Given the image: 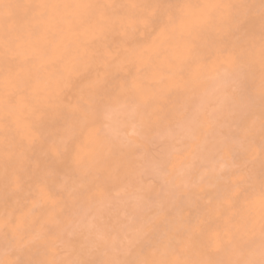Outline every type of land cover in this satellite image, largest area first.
I'll list each match as a JSON object with an SVG mask.
<instances>
[{"label":"bare ground","instance_id":"bare-ground-1","mask_svg":"<svg viewBox=\"0 0 264 264\" xmlns=\"http://www.w3.org/2000/svg\"><path fill=\"white\" fill-rule=\"evenodd\" d=\"M83 3L110 7L88 23ZM237 15L252 72L219 51ZM262 31L260 0H0V264L259 261Z\"/></svg>","mask_w":264,"mask_h":264},{"label":"snow or ice","instance_id":"snow-or-ice-1","mask_svg":"<svg viewBox=\"0 0 264 264\" xmlns=\"http://www.w3.org/2000/svg\"><path fill=\"white\" fill-rule=\"evenodd\" d=\"M260 6L262 10V17H264V0H260ZM55 7V6H54ZM75 7L83 8L87 10V15L85 16V21L92 23L96 20V15L99 12L103 15L104 11L107 10L110 6L101 3H83L76 5ZM136 7V5H133ZM151 7V6H145ZM237 7H243L237 6ZM153 20V15L149 13L143 17L145 23L151 22ZM231 35L235 37L234 40L228 39L222 42V46L219 51L224 54L230 64L234 66L239 72H252L256 69L257 65V52L255 49L254 43L251 39L246 37V34L242 32V19L239 15L233 18V23L231 26ZM204 54L200 52L195 45L192 46V64H196L200 61L201 57ZM259 58V71L261 74L262 88H261V99L264 101V31H262L260 47L258 52ZM230 104V99L225 96L223 101H221V107ZM106 115V114H105ZM200 120V112L198 109H193L191 112L185 114L184 119L177 121L174 126H169L166 129V134L171 136L174 140L177 141L176 144H173L170 147V150L164 153L159 159L155 161V170L160 174H166L167 168L171 164V157L180 151L179 139L185 136L195 138L198 132L197 124ZM262 128H264V123H262ZM207 147V146H206ZM261 152L264 153V145L261 146ZM121 194L117 192L113 200L117 202L120 199ZM231 199V195L228 197ZM142 230V229H141ZM106 234L100 233L98 239H105ZM34 239H40L39 236L34 237ZM186 243L189 246H196L201 244L205 251L211 255L213 252L212 242L204 241L202 237H199L193 232L192 234L186 237ZM261 259L259 261L252 259H244L238 261L230 260H198V261H169V260H159V261H148L142 260L138 261L137 264H264V244L261 246ZM48 264V262H44ZM65 264H79L77 261H68ZM108 264H119L117 261H110Z\"/></svg>","mask_w":264,"mask_h":264}]
</instances>
